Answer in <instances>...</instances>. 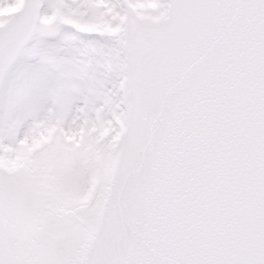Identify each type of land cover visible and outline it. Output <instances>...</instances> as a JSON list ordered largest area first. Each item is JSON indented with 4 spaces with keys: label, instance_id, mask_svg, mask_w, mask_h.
<instances>
[{
    "label": "snow or ice",
    "instance_id": "6c2138e0",
    "mask_svg": "<svg viewBox=\"0 0 264 264\" xmlns=\"http://www.w3.org/2000/svg\"><path fill=\"white\" fill-rule=\"evenodd\" d=\"M0 264H264V0H0Z\"/></svg>",
    "mask_w": 264,
    "mask_h": 264
}]
</instances>
